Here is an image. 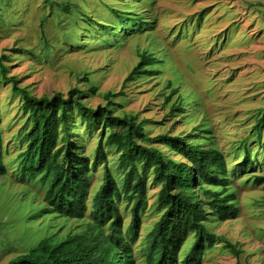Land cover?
I'll list each match as a JSON object with an SVG mask.
<instances>
[{
  "label": "rangeland",
  "instance_id": "374dc122",
  "mask_svg": "<svg viewBox=\"0 0 264 264\" xmlns=\"http://www.w3.org/2000/svg\"><path fill=\"white\" fill-rule=\"evenodd\" d=\"M64 3H70L71 14L59 7ZM111 8L128 11L135 26L118 36L114 46H106L98 40L101 34L96 30L86 33L90 26L82 17L106 21L104 17L114 16ZM133 30L140 32L128 35ZM6 49L18 52L13 55ZM2 53L13 57L8 77L16 76L18 86L37 98L66 94L75 87L87 91V83H77L87 73L91 85L98 87L95 96L85 98L91 108L106 105L103 96L108 92L125 93L126 97L112 99L123 105L115 115L126 113L137 116L138 121H149L144 131L150 138L193 135L192 143H206L210 136L201 131L208 130L213 145L230 160L264 113V0H4L0 2V56ZM140 54L158 60L160 64L147 69L160 74L124 84ZM167 82L179 89L184 107L181 116H170L177 97L165 103L171 89ZM24 120L19 96L12 93L9 83L0 82V127L11 159L17 154L13 138ZM74 130L79 132L86 154L93 153L98 133L87 137L80 124ZM153 147L181 160L160 144ZM113 154V150L108 153L110 163ZM237 156L235 161L240 162V149ZM255 163L264 167L262 150ZM256 174L261 175L257 168L234 176L232 189L237 194L239 216L226 222L208 221L217 242L199 264H264V187L251 185ZM101 177L100 168L92 173L88 207ZM157 191L152 187L148 192L150 208L142 216L139 238L132 246L136 264L144 263L143 239L159 217L152 210ZM41 197L33 182L18 183L10 172L0 176V264L25 254L43 237L79 232L87 224L88 213L83 221L39 214ZM120 212L124 231L130 216L123 206ZM193 241L190 235L180 259ZM226 243L239 254L226 249Z\"/></svg>",
  "mask_w": 264,
  "mask_h": 264
},
{
  "label": "trees",
  "instance_id": "16d2710c",
  "mask_svg": "<svg viewBox=\"0 0 264 264\" xmlns=\"http://www.w3.org/2000/svg\"><path fill=\"white\" fill-rule=\"evenodd\" d=\"M59 7L71 14L70 3ZM111 11L114 16L104 17L106 21H96L88 15L82 17L90 26L86 33L96 30L101 34L98 40L106 46H114L118 36L135 26V18L128 11L113 8ZM137 32L140 31L133 30L128 35ZM7 51L13 55L18 52ZM139 57L124 84L160 74L159 70L147 69L160 64L158 60L145 54ZM12 58L6 53L0 56V82L9 83L12 93L19 96L25 120L18 136L13 138L17 154L12 159L8 157L9 147L4 145L0 127V176L10 172L18 183L33 182L37 191L42 192L39 214L80 221L87 213L90 216L79 232L72 230L60 236L54 233L43 237L35 247L6 264H136L132 246L139 238L142 216L150 208L148 192L152 187L158 188L152 210L159 217L143 239L140 251L144 254L143 264H199L217 242L207 227L208 221L226 222L239 216L237 194L232 189L234 176L257 168L261 175H252L251 185L264 187V167L255 163L258 151L264 153V113L254 123L252 135L239 142L241 147L235 148L230 160L228 154L213 145L208 130L201 131L210 136L206 143H192L193 135L162 134L150 138L144 131L149 121H138L137 116L126 113L115 115L123 105L112 99L126 97L125 93L108 92L103 96L106 105L91 108L85 98L95 96L98 87L91 85L87 73L77 80L78 84H88L87 91L75 87L66 94L56 92L51 97L37 98L18 86L16 76L8 77ZM172 85L166 84L171 89L165 103L176 96L170 116H181L183 101L179 89ZM76 120L87 137L98 133L93 153L87 155L82 139H78L80 134L74 130L78 126ZM154 143L181 160H174L153 147ZM239 149L243 157L240 162L235 161ZM111 150L113 163L108 156ZM99 168L101 183L89 208L91 176ZM120 206L130 216L124 231ZM190 235L194 241L180 259ZM225 248L239 254L230 243Z\"/></svg>",
  "mask_w": 264,
  "mask_h": 264
},
{
  "label": "clouds",
  "instance_id": "9594fccd",
  "mask_svg": "<svg viewBox=\"0 0 264 264\" xmlns=\"http://www.w3.org/2000/svg\"><path fill=\"white\" fill-rule=\"evenodd\" d=\"M54 234V233H53ZM58 234V233H57Z\"/></svg>",
  "mask_w": 264,
  "mask_h": 264
}]
</instances>
